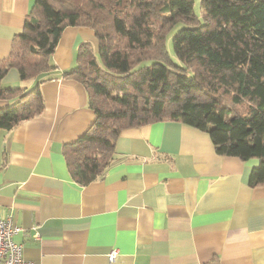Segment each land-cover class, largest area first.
<instances>
[{
  "label": "crops",
  "instance_id": "1",
  "mask_svg": "<svg viewBox=\"0 0 264 264\" xmlns=\"http://www.w3.org/2000/svg\"><path fill=\"white\" fill-rule=\"evenodd\" d=\"M34 0H0V60L21 33ZM98 42L66 27L50 69L21 81L11 68L2 88L39 82L43 111L0 131V220L33 264H264V185L248 184L257 159L216 154L206 132L180 121L131 127L114 142L104 174L80 186L64 147L96 116L84 89L62 77L78 47ZM13 100H0V107ZM116 252L113 262L107 254Z\"/></svg>",
  "mask_w": 264,
  "mask_h": 264
},
{
  "label": "trees",
  "instance_id": "2",
  "mask_svg": "<svg viewBox=\"0 0 264 264\" xmlns=\"http://www.w3.org/2000/svg\"><path fill=\"white\" fill-rule=\"evenodd\" d=\"M34 0L21 33L0 60V81L14 68L21 81L50 69L66 27H83L98 42L78 47L76 66L62 77L85 91L96 118L64 147L71 178L85 186L113 160L124 129L180 121L206 132L216 154L257 159L251 187L264 185V0ZM178 23L167 55L166 34ZM150 62V64H148ZM0 131L39 115V82L24 91L2 88Z\"/></svg>",
  "mask_w": 264,
  "mask_h": 264
},
{
  "label": "built area",
  "instance_id": "3",
  "mask_svg": "<svg viewBox=\"0 0 264 264\" xmlns=\"http://www.w3.org/2000/svg\"><path fill=\"white\" fill-rule=\"evenodd\" d=\"M21 229L14 223L11 216L0 220V264H33L22 257V245L14 241V236ZM116 252L107 254L109 262H113Z\"/></svg>",
  "mask_w": 264,
  "mask_h": 264
},
{
  "label": "rangeland",
  "instance_id": "4",
  "mask_svg": "<svg viewBox=\"0 0 264 264\" xmlns=\"http://www.w3.org/2000/svg\"><path fill=\"white\" fill-rule=\"evenodd\" d=\"M200 0H193V11L195 15L200 16L201 11H200ZM185 27L183 23H178L176 24L167 34L165 37V47H166V52L168 57L175 63V64H180V62L176 59L173 50H172V37L173 35L178 32L181 28ZM150 64V62H148Z\"/></svg>",
  "mask_w": 264,
  "mask_h": 264
}]
</instances>
